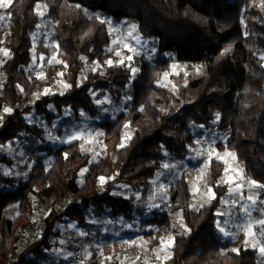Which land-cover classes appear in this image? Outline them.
Masks as SVG:
<instances>
[{
  "label": "trees",
  "instance_id": "1",
  "mask_svg": "<svg viewBox=\"0 0 264 264\" xmlns=\"http://www.w3.org/2000/svg\"><path fill=\"white\" fill-rule=\"evenodd\" d=\"M38 2L48 4L44 17L35 12ZM261 2L14 0L7 10L11 13L5 19L7 26L2 28L0 21V48L10 53V57L0 53V60L4 61L0 64V116L4 107L13 109L3 122L0 120V145L22 137H34L40 144L29 149L35 162L22 179L3 175L14 160L4 147L0 148V264H42L48 253L59 248L60 225L69 221L86 223L90 210L110 220L135 219L136 211L143 210L134 205V196L120 188L142 191L144 197L151 194L152 180L162 170L161 165L168 159L178 162L190 153L192 127L197 125L209 128L219 123L226 137L224 144L219 142V150L235 151L247 175L264 184ZM76 4L89 13L110 18L114 24L136 23L142 37L157 42L155 60L134 56L133 61H125L141 68L134 79H130L132 74L126 66L114 62L116 66L107 65L105 61L115 59V52L119 51L112 46L114 34H109L107 25L89 20L74 7ZM0 14H5V10L0 9ZM42 21L52 33L55 46L34 37ZM229 47L230 51L221 55ZM33 48L37 56L43 53L49 60L56 55L64 62L49 64L47 83L62 77L64 84L71 85L63 95L40 96L34 106L24 102L27 94L42 82L31 68ZM173 63L186 64L188 71L175 73ZM194 65L203 66V74H197ZM165 72L175 89L159 83ZM126 95L132 97L126 110L115 113L113 119H103L102 107L95 101L109 97L119 106ZM50 105L63 117L69 111L78 120L94 119L104 132L105 153L93 160L81 150L77 140L49 146L45 130L37 123H27L23 116L34 110L36 119L44 117L51 126L56 116ZM81 112L86 115L82 117ZM217 113L220 120L214 123ZM125 123L130 125L127 131L131 139L120 148ZM40 152H45V156L39 157ZM225 167L221 160L211 163L208 182L216 198L207 206L193 207L190 183L185 176L177 180L174 198L181 204L184 224L190 231L174 235L173 264H258L257 249L241 247L239 254L226 250L216 234V222L220 219L216 213L224 207L221 200L229 195V186L220 183ZM84 168L88 171L81 176ZM101 176L106 178L103 185L98 179ZM260 192L259 198L264 200V190ZM38 199L50 205L49 212L39 234H30V242L22 244L24 227L30 222L34 200ZM145 224L156 225L163 234H169L165 206L146 219ZM152 236L149 234V240L156 243Z\"/></svg>",
  "mask_w": 264,
  "mask_h": 264
},
{
  "label": "rangeland",
  "instance_id": "2",
  "mask_svg": "<svg viewBox=\"0 0 264 264\" xmlns=\"http://www.w3.org/2000/svg\"><path fill=\"white\" fill-rule=\"evenodd\" d=\"M6 23H7V21H5V20L2 21V28H4L6 26ZM134 24H136V23H134ZM113 25L122 26L124 29H126V27H127L126 25H124V22L117 23V24L113 23ZM49 32H50V30H49ZM49 34L50 35L44 40L45 44H47L49 46H55L56 42H53L52 39H51L52 33L50 32ZM138 34L141 37V41L142 42H146V46L143 49H141L140 44H137V42L134 39H132L130 37H127V36H126L125 40L122 43L113 44V40H114V37H113L112 46L113 47H118L119 51L121 52V56H116L115 55V59L112 60L114 63L119 61L125 55H133V53L128 52L127 48H125L123 46L124 43L130 44L131 46H133L137 50L141 51L143 54H146L144 56H142L143 55L142 54V55H140L138 57H140V58L141 57H146V58L149 59V55H151V59H149V60H152V61L155 60V57L157 55V46H158L157 42L155 40H149V39H146V38L142 37V35L139 32H138ZM35 38H36V36H35ZM36 40H37V38H36ZM152 47H155V49H156L154 54L149 52V49H151ZM36 52L37 51L35 49V52L33 53V56L35 55V62L32 63L31 68H32V70H34L36 72V75L38 77H41V75H42L43 78H41V80H42L41 84L32 93L27 94V96L25 97V100H24L25 105H32V106L35 105L36 101L40 98V96L45 95L44 94V90L45 89H49L50 90L49 94L50 93H60L62 91L64 92V90H65V88H64V80L62 79V77L58 81H55V82H52V83H47L46 71H47V68H48V66L50 64L48 61L51 60L52 57H54V56L56 58V55H52L49 60H46L45 55L43 53L40 54L39 56H37ZM261 55H264V53H261L259 56H261ZM41 56L44 57L43 60L40 59ZM134 56L135 55H133V57ZM56 60H58V58H56ZM54 61L55 60H52V62H54ZM173 64H176L178 66L176 69H173V71L175 73L188 71V68H187L186 64H183V63H173ZM196 66L197 65H194L195 69H196ZM137 68L139 70H141L140 67H137ZM0 81H1V75H0ZM159 83L168 85V87L170 89H173V85H175L170 80L169 76L167 77V79H165L163 77V75L160 77ZM37 95H39L38 99H37ZM129 103H130V100L125 102V97H124L122 103L119 106L117 104H115L114 102H112L111 104H107L106 103L104 105H101L102 109H104V108L108 109L107 112L102 110V112H103L102 113V118L103 119H113L114 116H115V113L125 111L126 107H127V105ZM53 111H54V114H55L56 118L54 119V121H53L51 126L47 125L44 117H39L38 119H36L35 115H34V110L31 113L26 114V115L23 116L27 123H29V124L37 123V124L40 125V127L42 129L45 130V135H46V138H47V144L49 146L58 147V146H61V145H64V144H68V143H61L59 139L54 140V139H51L50 137H58V138L64 139V138H66V136H67V134L69 132L75 131V130H84L86 132H91L93 134H95L96 132L104 133L103 129L101 127H99V125H91L90 126L88 124H84V123L80 122V120L75 118L74 115L71 112H69V111H68V113H70V114H66L65 113V117L64 118L59 117V114H58V112L56 110H53ZM7 114H9V113H4L2 115V117H3V119L1 120L2 122L5 120ZM53 125H55V127ZM196 127L197 128H193L192 127V131H195L196 129L203 128V127L205 128V126L200 127V125H197ZM30 138H33V137H30ZM30 138L29 137H22V138L17 139L14 143H9V144H11V148L8 147L9 144L4 146V151L6 153H8L14 160V164L8 170H11L12 176H14V177H16L18 179L24 178L25 176L23 175V173H28L29 170L31 169L33 163L35 162V160H31V154L29 153V148L34 146V145H35L34 147H38L40 143H38L39 142L38 139L37 140L34 139L36 144H33V141ZM95 140L99 141V142L97 143V142L94 141L92 143H86L83 140H77V141L80 142V145L82 143L84 144V148H85L84 152L89 153L93 160H96L98 156L103 155L105 153V150H106L104 139H103V135L95 137ZM219 140H220L219 142H222L224 144L225 141H226V137L221 136L219 138ZM125 143H127V140L125 141ZM230 152H233V151H230ZM20 153H23V155H21ZM223 153H225V152H223ZM44 154L45 153L40 152V153H38V156L39 157H43ZM35 159H36V157H35ZM229 164H231V163H229ZM17 173H20V175H16ZM229 174H231L230 176H232L233 179L235 178V176L233 175L234 173L229 171ZM182 176H184V175H182ZM185 178L190 183L191 188H192V193H193V196H194V200L192 201V205H193V207H198V206L201 205V203H200V201L197 200L196 197L200 198V197L204 196L205 199H207V196H205L204 194L207 192L208 188L207 189L206 188H202L201 187V185H202L201 182H203L205 180H209V176L208 175H199L197 177L196 184L193 181L192 176H189V175L185 174ZM220 183H222L221 179H220ZM222 184H225V183H222ZM208 185H209V182H208ZM225 185H228V184H225ZM209 188L212 189V192L215 194V197H216V193H215V191L213 190V188L210 185H209ZM252 191L253 190H251L249 192V195L254 194V191L253 192ZM231 197L236 199V201H238V203L240 204V202H241L240 200H242V199H239L238 195L234 194ZM164 198H165L164 193H162L161 191H157V193H156V195H155V197H154V199L152 201L149 200V202H148V201H141V199H137V202H136V205H135L136 208L138 206H140L142 208V210H143L142 213H138L136 211V215H137V217L139 219L135 218L133 220H124L122 218L121 219L122 222L120 224L122 226H123V224H125L128 227L130 225L134 230H137V229L140 228V230H139L140 232L138 231L139 233H138L137 237H139L140 239L142 238L141 240H146L144 235L147 232H146V230L144 228H142L143 226H141V225L145 224V221H146L145 216H148V218H150V217H152V214H154L156 212H159V211H161L163 209V206H165V203H164L165 199ZM212 200L209 203H205V205H209L212 202ZM150 204H155V205H158L159 207H153V208L149 209L148 205H150ZM179 206H181L180 203L178 204V207ZM255 208H264V205H261L257 201V204L255 205ZM49 209H50V205L47 202H45L44 200H40V199L34 200L33 213L30 215V222L27 223L25 225V227H24V228H28L29 236L31 234V236L36 237L39 234V230H40V227L42 226L43 219L47 215V213L49 212ZM220 210H223V211L226 210L225 204H224V207L221 208ZM253 212H254V214L252 213L254 215V216L252 215L253 218L257 217V215H255V213H257V211H253ZM13 215H14V212L11 211L10 212V216H13ZM219 218H220V216H219ZM245 218L247 220V217H245ZM219 221L221 222V220H219ZM236 221H235V224H236ZM221 224L223 226L224 222H221ZM64 225L65 224H62L59 227L60 232H61V236H60L61 238H65L67 235H70L69 232L65 231V229L63 227ZM96 225H97V223H94L92 226H90L87 229L88 233L92 234V236L91 237L90 236H86L87 237L85 239L86 243L83 240L82 241L78 240V247L76 248L75 252L72 253V255L71 254L69 255L71 257L66 256L61 251L57 255V257L59 259L58 260L59 263L57 262L55 264H61V263L67 262L69 260V258L74 257L77 254L78 251H82L83 252V256L88 260L87 264H98L97 262L93 263V261L95 259V256L91 257V250H89V248L87 247L88 245H86V244H89L90 241H93L95 238H98L97 236H98V234L100 232H98L96 230V227H97ZM236 227L237 228L234 229V231L231 232V233H233L234 237L241 230L240 227H238V226H236ZM119 229L120 228L118 227V225L113 227L112 224H108V227H107V230L112 231V232H116ZM154 230H155V228H154ZM78 231H80V230L77 229V232ZM94 232H95V234H94ZM186 232H184V233H186ZM178 233H181V231L180 232L178 231L177 233H175V235L178 234ZM216 234H217L218 238H220V240H222L221 238H223V234L220 233L218 231V229L216 230ZM59 238H58V242L61 241L60 240L61 238L60 239ZM238 238H239L238 240H234L232 238V240L230 242L227 241V239H226L225 240L226 241V245H225L226 248L225 249L226 250H232L233 248H236V249L240 250L241 247H243L245 249H253L251 247V244H249L247 246L244 244V241L246 239L245 233H244V235L242 237H238ZM248 239L251 240V238H248ZM257 239H260L258 233H257ZM146 241H148V240H146ZM222 242H223V240H222ZM128 248L129 249L132 248V245L131 244H126V245L124 244L123 245V249H121V250L117 248L116 251L120 250L118 255H117L116 251H114L115 250L114 247L111 246V250L113 252H115V253L111 254V256L108 255V257L110 259L109 258H105V257L102 258V260L100 261L99 264H118V261H123L122 264H125L126 258L125 257L123 258L121 255L123 254L122 251L124 249H128ZM258 248H259V245L255 249L258 250ZM150 254L153 256V259H156L157 252L155 254L154 253H150ZM103 255H104V253L102 254V256ZM113 255L118 257V258L115 259L113 257ZM172 255H173V252H172ZM140 256L141 255H139V254L130 256L129 258L130 259L132 258V259L131 260L129 259V261L134 262V264H139L138 262H139V260L141 258ZM99 257L101 258V256H99ZM156 260L159 261L158 259H156ZM147 261L151 262V259H148ZM261 261H262V258L260 257L259 251H258V264H261ZM164 262H165V264H173L172 263V256H170V258L166 259Z\"/></svg>",
  "mask_w": 264,
  "mask_h": 264
},
{
  "label": "snow or ice",
  "instance_id": "3",
  "mask_svg": "<svg viewBox=\"0 0 264 264\" xmlns=\"http://www.w3.org/2000/svg\"><path fill=\"white\" fill-rule=\"evenodd\" d=\"M13 3H14V0H0V9L5 10V14H0V21H4L5 19L10 18L11 13L8 12L7 10L9 8H11ZM74 7L76 9H79L80 11H82L83 14L89 20L99 21L100 24L107 25L110 35H112L113 33H116V34L121 33L122 26L113 25V22L110 18L102 17L98 13H89L88 9L83 8L80 4H76V5H74ZM261 7L264 8V0H262V2H261ZM47 9H48L47 3L42 4V3L38 2L35 5V12L40 17L45 16ZM124 25L127 26L126 29H124V31L126 32V36L134 39L137 42V44H140L141 49L145 48L146 42L141 41V37L138 34V26L134 23H129L127 21L124 22ZM37 27H39V25H37ZM245 35H247V33H245ZM34 37H35V34H34ZM117 43H118V41L116 39H114L113 44H117ZM123 46L125 48H127L128 52L133 53V55H135V56L142 55L141 51L137 50L136 48H134L133 46H131L128 43H124ZM57 47H59V46L57 45ZM108 51H113V49L109 48ZM155 51H156L155 47H152L151 49H149V52L152 54H154ZM229 51H230V47L224 49V51L221 53V55H224ZM33 52H35V48H33ZM0 53H2L3 56H5V57H10V53L7 49L0 48ZM115 55L121 56V52L116 51ZM133 55H125L119 61L116 62L117 65H124L128 68V70L132 74L130 79H134L136 73L139 71V69L136 66H134V64H132V63L125 64V61H128V62L133 61ZM40 59L43 60L44 57L41 56ZM81 59L84 60L85 58L81 57ZM149 59H151V55H149ZM260 59L264 60V55H261ZM52 60H55L56 63H64L63 61L56 60L55 56L52 57V59L49 60L48 62L52 63ZM33 62H35V55L33 57ZM3 63H4V61L0 60V64H3ZM94 63H96V62H94ZM105 63L109 66H116L113 64L112 60H107V61H105ZM97 66H99V65L97 64ZM262 66H264V65H262ZM65 67H67V65H65ZM171 67H172V69H176L178 66L176 64H172ZM202 69H203V66H196L197 74H203ZM93 70H95V69H93ZM58 75L63 76V73H58ZM186 75H187V73H185V76ZM168 76H169L168 72L163 73V77L165 79H167ZM40 78H43V76L41 75ZM161 86H166V85L161 84ZM70 87H71V85L64 84L65 89H68ZM173 89H175V85H173ZM21 91H23V89H21ZM49 92H50L49 89L44 90L45 95L49 94ZM63 94H64L63 91L60 92V95H63ZM93 95H95V94L93 93ZM38 98H39V95H37V99ZM131 99H132V97L130 95L125 96V102H127L128 100H131ZM95 103L97 105H104L106 103L111 104L112 100L109 97H105L102 100H96ZM49 107L51 108V105ZM102 110L105 112L108 111L107 108H104ZM2 111H3V113H11L13 111V109L10 107H4ZM140 111H143V107H141ZM66 114H70V113H68L66 111ZM80 115L83 117L86 114L84 112H81ZM2 119H3V117L0 116V120H2ZM219 120H220V114L217 113L216 114V120L214 121V123L218 122ZM53 126L55 127V125H53ZM200 127H203V125H200ZM129 128H130V125L128 123H125L124 129L126 131H125L124 135L121 137V143L118 145V147L124 148L127 146L125 141L131 139V135L129 134V131H127V130H129ZM101 135H103L102 132H96L95 134H93L91 132H86L84 130H75V131L69 132L67 134L66 138H64V139H61L58 137H50V138L54 139V140L59 139L61 143H69V144L72 143L73 141H76V140H83L86 143H92L94 141L98 143L99 141H96L95 137H98ZM196 143L199 144V143H201V141L197 140ZM212 143H214V141ZM2 147H4V146L0 145V148H2ZM8 147L11 148V144H9ZM80 148L82 151H85L83 143L80 145ZM209 148L211 149V151L207 152V156H206V159L204 161V168L201 169V173H203L204 169H207L209 167V162L212 159V154L215 152V149L212 148L211 144L209 145ZM20 154L23 155V153H20ZM67 155L68 154L65 153L66 159H67ZM166 155H167V153H166ZM197 156L198 157L199 156H205V152L198 151ZM224 156L229 157L231 159L232 163L229 164V161L225 160ZM224 156H221L220 153H218V152L215 153L216 159L217 160H223L225 165H226L225 170H224L226 178L222 177L221 182L229 185V189H228L229 195L235 194V195L239 196V199H244L245 197L243 195V190L245 187H247L249 189V191H251L252 189L264 190V184L258 183L255 179H252L250 176L247 175L244 168L242 166H240V164L238 163V157L236 156L235 152L226 151L224 153ZM161 167L163 169H166V170H171V169L176 168L177 165L174 163L165 162L161 165ZM230 169H231V172L234 173L235 179H233L232 176L228 175ZM87 171H88L87 168L81 169L80 175L83 176L84 173ZM3 175L9 176V175H12V172H11V170H3ZM16 175H20V173H17ZM23 175L26 177L27 173H23ZM161 175H163V173H161ZM98 179H99V182L101 185H103L106 182V178L103 176L99 177ZM108 179H114V177H109ZM159 189L161 192H166V186L164 184H160ZM113 194L117 195L118 193H113ZM204 195L207 196V199L204 200V202L200 205L201 207L204 206V203H209L212 199L216 198L215 194L212 192L211 188H208L207 192ZM137 199H139V198H137ZM246 199L248 201H250L251 204L250 205L249 204H243V205L239 206L240 209L243 211L244 216L247 217V220L243 223H240L239 227L245 233L246 239L244 241V244L246 246L251 244V247L253 249H255L259 245L258 251H259L260 257L262 258L261 264H264V208H255V205L257 204V201H258V195L257 194L248 195L246 197ZM221 203L229 205L231 208H235L237 206L236 199H233L231 201L222 199ZM259 203L261 205H264V200H260ZM148 207H149V209H151L153 207H159V206L155 205V204H150V205H148ZM253 211H257L259 213V215L255 218H253V216H252ZM216 215L222 216V215H224V212L218 211L216 213ZM229 215H231V213H229ZM177 216H180V214L177 213ZM90 222H94V221H90ZM224 223L226 224L227 221H225ZM180 226L182 228H184L185 231H190V229H188L187 226L183 224V218L182 217H180ZM129 227H131V226L129 225ZM216 227H217L218 231L223 234L224 237H231L233 239L235 238L233 233L227 231L226 228L224 226H222L220 221L216 222ZM257 233L259 234L260 239H257ZM79 235L80 236H87V235H89V233L85 232V231H81V232H79ZM248 238H251V240H249ZM174 242H175V237L172 235H169L167 237V240L161 238L160 243L164 247L161 248L159 251H157L156 259L166 260V259L170 258V252H168V249H170L174 245ZM61 243H64V241H61ZM125 243L136 244V241L135 240H133L131 242L125 241ZM160 251L165 252V255L162 258L159 254ZM232 251L239 254V249L233 248Z\"/></svg>",
  "mask_w": 264,
  "mask_h": 264
},
{
  "label": "crops",
  "instance_id": "4",
  "mask_svg": "<svg viewBox=\"0 0 264 264\" xmlns=\"http://www.w3.org/2000/svg\"><path fill=\"white\" fill-rule=\"evenodd\" d=\"M51 109H52V111L53 110L57 111V109H56V107L54 105H51ZM59 117L64 118L65 116L63 117V116H60V114H59ZM80 122H82L84 124H88L90 126L91 125H97V123L94 122V119H91V118H82L80 120ZM195 128H197V127H195ZM221 136H223V135H221ZM30 139L33 141V144H36V142L34 141V139L37 140L36 138L33 137V138H30ZM38 143H40V141ZM34 146H32V147H34ZM32 147H30L29 149H31ZM43 153H45V152H43ZM45 154H44V156H45ZM53 159H54L53 157L49 158V160H51V161H53ZM166 162L167 163H174V164L176 163L175 161H172L171 159H168ZM171 170H166V169L162 168V170L157 174L155 179L152 180L151 185L153 186L154 191L151 194L147 195V197L143 196V192L142 191L136 192L134 190H130V189L125 188V187L120 188V191L126 192L129 196H134V201H133L134 205H136L137 198L141 199V201H148V202H149V200L152 201L154 199L157 191H160V189H159L160 184H163L165 178L169 175ZM230 171H231V169H230ZM161 173H163V175H161ZM228 175L230 176L231 174H228ZM223 177H225V175ZM252 190L254 191V194L258 195V202H259L260 201L259 196H260V193H261L260 190L259 189H252ZM249 192L246 193L243 190V195L244 196H246L247 194L249 195ZM230 196H232V195H230ZM196 198H197L198 201H200L201 204L204 202V200H206L204 196L200 197V198L199 197H196ZM204 206H207V205H205V203H204ZM220 211L224 212V215L220 216L219 220H221V222L227 221V210H224V211L220 210ZM154 214H152V216ZM253 214H254V212H253ZM255 215L258 216L259 213L257 212V213H255ZM136 218L139 219L137 217V215H136ZM244 218H245L244 213H242L241 216L237 219L235 225L239 227L240 223H243V222L246 221V218L245 219ZM121 219L122 218H119L117 221L110 220L109 218H106L105 216H102V215L95 214V213H93L92 210H90L88 215H87V219H86L87 222L86 223H76L74 221L67 222L63 227H64L66 232L70 233V235H67L65 238H61V237H60L61 239L59 238L61 241L63 240L64 243H61V241H59L58 242L59 243V248L56 251H54V252L48 253L47 257L43 260L42 264H55L57 262L59 263V261H58L59 259H58L57 255L61 251L66 256H69L70 254L72 255V253L75 252L76 248L78 247V240H80V241L83 240L86 243L85 239L87 237L86 236H80L79 232H81V231L88 232L87 229L90 226H92L94 223H97L96 230L98 232H100V233L97 236L98 238H95L93 241H90L89 244H86V245H88L87 247L89 248V250H91V257L95 256V259H94L93 263L97 262L99 264L100 261L102 260V258H104V257L105 258H109L108 255L111 256V254L115 253V252H113L111 250V246L114 247V249H115L114 251H116L117 248L121 250V249H123V245L124 244L125 245L126 244H131V243H125V241L131 242V241L135 240L136 244H131L132 247L140 246V245H142L143 243H146V242H151L152 243V246L148 248V252L146 254H139V255H141L140 256L141 258H140V260L138 262L139 264H165V262H164L165 260L161 259V260L157 261L156 259H153V256L150 253H154L155 254L157 251H159L161 248H163L164 246L161 245L160 240H161V238L167 240V237L169 236V234H167V235L163 234L156 225L143 224L141 226H143L142 228H144L146 230V232H147V233H145L144 236H145L146 240H148V241L141 240L139 237H137L138 233L140 232L139 231L140 228L137 229V230H134L132 227H128L125 224H123V226H122L120 224L122 222ZM145 219H148V216H145ZM90 221H94V222H90ZM108 224H112L113 227L118 225V227L120 228L119 229L120 231L118 230L116 232H112V231L107 230ZM236 226H235V229L237 228ZM154 228H155V230H154ZM77 229H79L80 231L77 232ZM94 234H95V232H94ZM149 234L153 235L152 238H154V240L157 241L156 243H154L152 240H149ZM87 236H90V234L87 235ZM221 239L223 240V244L224 245H226V241H225L226 239L229 242L232 240L231 237H224V236ZM172 248H173V246L170 249H168V252H170V256H172V252H173ZM120 250L116 251L117 255H118ZM103 253H104V255L102 256ZM159 254H160L161 258H162L165 255V252L160 251ZM99 256H101V258ZM121 256L123 258L124 257L126 258L125 264H134V262L129 261V259H130L129 257L130 256H127L125 254H122ZM69 257H71V256H69ZM113 257L115 259L118 258V257H116L114 255H113ZM147 258L151 259V262H148ZM122 262L123 261H118V264H122Z\"/></svg>",
  "mask_w": 264,
  "mask_h": 264
},
{
  "label": "built area",
  "instance_id": "5",
  "mask_svg": "<svg viewBox=\"0 0 264 264\" xmlns=\"http://www.w3.org/2000/svg\"><path fill=\"white\" fill-rule=\"evenodd\" d=\"M7 24L8 22L6 23V26ZM113 34H114V39H116L118 43H122L126 38V33L123 27H122V31L120 34H116V33H113ZM35 35H36V38L44 39V40L50 35L43 21L39 24V27H37V29L35 30ZM144 55L146 54H143L142 56ZM221 135H222V131L220 129L219 123L209 128L203 127V128H199L193 131L192 138H191V144H190V153L187 156L180 159L178 162H176L175 164L177 165V167L172 169L169 175L165 178L163 184L166 186V192H163V193L165 195V198H164L165 199V212L169 220V235L174 236L175 233H177L178 231L179 232L181 231V233L186 232L185 229L180 226V217L183 218V212H182V209L180 208L181 206L178 207V203L175 201V198H174V189H175L177 180L182 175L185 176V174H187L189 176H192L193 181L196 184L197 177L199 175H208L210 168H211V163L214 160H216L215 153L218 152L220 153L221 156H224V153L221 150H219V147H218V144L220 141L219 138ZM197 140H200L201 143L199 144L196 143ZM213 141L214 143H212ZM210 144L212 148L215 149V152L212 154V159L209 162V167L207 169H204L203 173H201V169L204 168V161L206 159L207 152L211 151V149L209 148ZM198 151L205 152V156L198 157L197 156ZM236 156L238 157L237 153H236ZM224 159L228 160L229 163H232L229 157L224 156ZM221 161L224 162L223 160ZM238 163L240 164V166L244 168V166L239 160H238ZM201 184H202L201 185L202 188H206V189L209 188L208 180L201 182ZM244 191L248 193L249 189L245 187ZM247 196L248 194L244 196L245 197L244 199L240 200L241 201L240 204L237 201V206L235 208H231L229 205L225 204V207L227 210V223L226 224L224 223L223 226L226 228L227 231L229 232L234 231L235 221L243 213V211L240 209L239 206L243 204H249V205L251 204L250 201L246 199ZM233 199L234 198H232L230 195H227L225 197V200L231 201ZM177 213H179L180 216H177ZM229 213H231V215H229ZM183 224H184V220H183ZM243 235H244V231L240 230L235 236L234 240H238L239 239L238 237H242ZM90 236H92V234H90ZM30 240H31V237L29 236L28 228H24L21 242L23 244H27L28 242H30ZM151 246H152V243L146 242L140 246L132 247L130 249L129 248L124 249L122 253L127 256L146 254L148 252V248ZM82 263L83 264L88 263V260L83 256L82 251H78L74 257L69 258L67 262L61 263V264H82Z\"/></svg>",
  "mask_w": 264,
  "mask_h": 264
}]
</instances>
